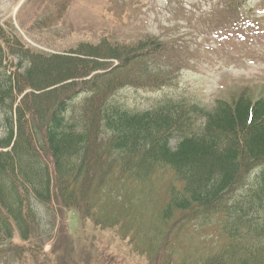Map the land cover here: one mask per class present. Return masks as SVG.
Masks as SVG:
<instances>
[{"label": "trees", "instance_id": "16d2710c", "mask_svg": "<svg viewBox=\"0 0 264 264\" xmlns=\"http://www.w3.org/2000/svg\"><path fill=\"white\" fill-rule=\"evenodd\" d=\"M16 49L26 63L13 73L3 66L7 51L0 45V264H10L14 237L39 243L27 248L35 260L46 256L49 240L54 246L61 235H81L88 217L99 231H112L114 264H127L141 250L157 262L174 225L212 218L228 242L199 264H264L263 97L240 93L206 109L160 90L146 111L127 107L122 98L109 100L127 84L165 87L175 80L172 68L185 65L187 51L154 37L132 46L104 39L72 51L92 60ZM28 88L31 97L17 102ZM80 94L85 98L75 105ZM160 167L181 182L168 189L163 206L149 188ZM125 181L138 184L152 214L128 218L147 231L119 243L115 227L128 220L123 213L132 204L113 187ZM53 200L51 213L40 208ZM70 211L78 218L74 233L67 229ZM20 254L14 251V259Z\"/></svg>", "mask_w": 264, "mask_h": 264}, {"label": "rangeland", "instance_id": "374dc122", "mask_svg": "<svg viewBox=\"0 0 264 264\" xmlns=\"http://www.w3.org/2000/svg\"><path fill=\"white\" fill-rule=\"evenodd\" d=\"M180 1L183 2L181 6L177 0H74L63 15L57 17L55 9L59 0H0V36H2L0 42L4 50L10 51L8 63H3V66L11 67L8 69L13 73L23 70L26 62L18 60L16 48L30 55L72 54L76 58L92 60L90 56L74 54L72 51H81L83 45H98L104 39L109 43L132 46L149 37L158 36L163 40L166 35L167 38H171L169 41L175 42L178 49L181 44L183 45L179 49L180 53L185 54L187 51L186 67L181 69L179 77L177 72L173 73L178 79L176 77V87H172V93L181 95L186 103H198L201 107L211 109L215 100L229 101L240 93L251 97H264V65L258 63L251 66L247 59L243 60L254 51H264V38H261V35H264V20L259 22V20L243 18L239 10L233 6L228 7L227 10L220 0L204 1L209 18L227 15L232 20L233 26L240 28V32H234L235 37L238 35L240 40H243L255 36V40H259L252 44L254 46L248 47L246 54H242V47L237 48L240 40L232 38V32L224 33L215 40L213 38L215 36L202 35L201 27H198L197 22L203 6L202 0ZM259 9L264 14V6ZM170 11L171 15H169ZM228 11L232 14H228ZM46 14L56 17L54 23L51 26L35 27L33 22ZM168 16L171 21L168 20ZM250 29L252 30L245 32ZM184 45L187 50L184 49ZM228 65L229 67H226ZM32 92L33 90L28 88L21 96L31 97ZM134 93L136 92L133 89H123L118 95L112 94L109 100L120 103L122 98L126 103L144 109L149 102L147 99L153 97L156 92L139 90L136 96L133 95ZM170 146L173 148V141L170 142ZM137 187L138 184L132 181H125L121 186L116 183L113 187L115 195L121 190L123 196H127L132 204L128 210L124 209L127 212L123 215L127 219L135 218L137 214L146 213L149 217L152 214L151 210L145 207L144 193L138 194ZM172 187L176 189L181 187V182L177 181L172 169L158 168L149 183V188L161 206L168 197V189ZM132 199H136V202L132 203L130 201ZM40 208L51 213L50 210L55 208L54 200ZM144 218L148 219L147 216ZM95 221L94 218L88 217L79 237H72L67 232L68 238L61 235L54 246L51 240L44 243L42 252L46 256H37L35 260L30 257L27 248L28 245L37 247L39 243L36 240L24 243L18 239V236L14 237L11 245L14 250L9 255L10 264H49L50 259L54 260L53 264H114L116 257L112 255V249L108 245L112 231L109 228H104L103 232L99 231L95 227ZM141 224L136 222L134 225L130 219L122 220L119 226L115 227L116 235L120 237L117 241L123 243V238H133L134 234L147 231L137 230L142 226ZM67 229L71 233L79 229L78 218L73 211L67 215ZM170 236L167 246L165 245L167 239L161 243L157 262L153 261L154 256L145 259L147 254L145 255L141 250L137 254L132 252L127 264H199L219 253L228 242L225 234L220 230L219 219L214 218L208 223L195 221L176 224L172 227ZM117 241L114 242L115 245ZM16 250L21 251V254L14 259ZM50 250L55 252V256L49 255ZM31 251L34 252L33 249Z\"/></svg>", "mask_w": 264, "mask_h": 264}]
</instances>
